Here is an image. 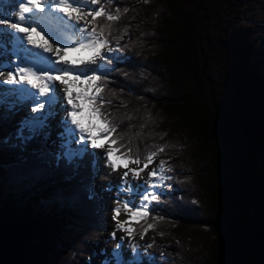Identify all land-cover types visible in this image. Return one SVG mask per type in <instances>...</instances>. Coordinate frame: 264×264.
I'll return each mask as SVG.
<instances>
[{
    "label": "trees",
    "instance_id": "1",
    "mask_svg": "<svg viewBox=\"0 0 264 264\" xmlns=\"http://www.w3.org/2000/svg\"><path fill=\"white\" fill-rule=\"evenodd\" d=\"M100 6L120 9L91 25L122 49L100 82L110 103L97 101L118 126L111 139L173 169L135 224L164 242L126 264H264V0ZM15 125L0 123V138ZM47 147L0 140V264H81L102 231L92 153L75 169Z\"/></svg>",
    "mask_w": 264,
    "mask_h": 264
},
{
    "label": "snow or ice",
    "instance_id": "2",
    "mask_svg": "<svg viewBox=\"0 0 264 264\" xmlns=\"http://www.w3.org/2000/svg\"><path fill=\"white\" fill-rule=\"evenodd\" d=\"M11 2V13L0 10V25L7 26L0 27V123L13 119L22 108L28 111L16 123L10 136L0 140L3 143L15 140L19 146L34 142L46 145L54 131L52 121L63 112L56 125L60 131L57 133L59 151L55 159L59 162L63 158L75 169L81 167L89 145L92 149H105V143L98 141L107 140L109 147L103 153L105 163L110 172L127 169L120 177L121 184L127 187H120V192L129 197L122 202L116 201L112 218L116 220V230L126 233L127 238H132L134 230L129 221L149 216V205L160 200V195L154 190L163 186L154 181L171 179L164 173L173 169L165 168L166 161H160L159 169H153L148 180L133 186L129 174L131 173L132 180H139L144 169H131L129 163L139 164L140 159L138 156L132 159L127 153H120V147L124 145L111 147L117 144V140H109V137L117 131L118 126L107 118L108 114H102L97 106V101L100 105L110 103L102 95L105 85L100 82H107L110 73L115 71L111 64L113 59L118 58L110 57V54L122 49L119 47V39L115 41L117 46H112L110 31L106 34L103 28L98 30V26H93L90 29L88 25H95L96 18L101 16L109 22L116 21L120 19V9L117 8L113 13L104 6L94 7L101 5L102 0ZM114 2L115 0H104V3ZM87 17L92 20H87ZM69 53L76 55L69 58ZM57 82L64 85L62 92L58 91ZM86 111L89 113L86 118L91 121L89 123L82 119ZM101 115L105 117L103 120L99 119ZM163 150L164 146H159L158 151ZM131 151V148L127 150L128 153ZM157 154H147L144 168L153 162V157ZM122 159L124 163H120ZM97 160V154L92 153L90 166L93 175L99 171ZM88 190L95 195L91 186ZM121 206L129 213V221L118 219ZM152 227L149 224L144 233ZM111 238L116 239V231L111 233ZM125 239L122 236L113 250L116 264H126V261L120 259L121 245ZM153 244L154 241L143 247L152 248ZM129 247L135 253L142 246L133 242Z\"/></svg>",
    "mask_w": 264,
    "mask_h": 264
},
{
    "label": "rangeland",
    "instance_id": "3",
    "mask_svg": "<svg viewBox=\"0 0 264 264\" xmlns=\"http://www.w3.org/2000/svg\"><path fill=\"white\" fill-rule=\"evenodd\" d=\"M94 7H97L94 6ZM0 10L4 11L5 13H11L13 11V7H12V2L11 0H9L8 2H6V0H0ZM87 20L91 21V17H87ZM91 23H89L88 26H90ZM0 27H7L6 25H0ZM264 47V46H263ZM111 55V54H110ZM76 91V90H75ZM94 91V90H93ZM27 109L26 108H22V110L13 118L11 119L12 123L16 124L23 116L26 115ZM63 114V112H60L56 122L53 120L54 123V131L52 133L51 139L48 141L47 145H48V149H50V152H55L56 153L59 151L58 145H59V140L57 137V133L60 131V129L58 127H56L60 115ZM86 115H89V113L86 111ZM101 120V118H99ZM2 135L5 134V132L1 133ZM109 144V142L105 143ZM77 146V145H75ZM109 147V145L107 146V148ZM106 148V146H105ZM112 148H114V146H112ZM88 149H91L94 153L97 154L98 156V166H99V171L96 172L95 176H93V183H94V187H93V192L96 193V195L98 196V198L101 199V210L103 211V216L104 218H102L101 220V224L103 225L102 231H100L95 237H93L92 241H90V244L88 246V249L86 250V253L83 255L82 258H80V262L81 264H112L115 263L116 261L114 260L113 255V250L116 248L115 243L120 242V238L126 237V239L123 241L122 245H121V260L122 261H133V260H137L140 261L142 260V258H144L147 254H146V249L143 247L144 245L150 244L152 243L154 239L160 241V242H164L163 238H156V231L149 229L147 231V233L145 234L140 233V234H133L132 238H127V234L122 232V231H117L116 230V220H114L113 217V209L110 207V202L115 201L114 203H116V201L118 200V195L122 194V192L120 191V187H127V185H122L121 181H120V177L122 176L123 172L126 171L127 169L121 168L119 171L117 172H113L112 175L116 176L117 178L115 179L116 182L114 184H112L113 182H108L107 180L112 176L110 175V177H105L106 175V163H105V157L103 155V153L106 151L105 149L101 150H96V149H92L90 147V145L88 146ZM89 151V150H88ZM160 161H162L160 158H153V162L151 164L148 165L147 168H144V165L140 162L139 164H134V163H129V168L131 169H141L143 168L144 170L140 173V179L139 180H132V176L131 173L129 174V180L132 182L133 186L135 184H142L145 180L149 179V173L153 170V169H159V164ZM125 161L122 159L120 161V163H124ZM112 173V172H111ZM119 176H118V175ZM164 175L166 176V173H164ZM118 179V180H117ZM155 183H157L158 185H163V182L159 181V180H155ZM163 186L157 187L154 191L158 192ZM108 195V196H106ZM123 197V196H122ZM128 197L126 193H124V197L122 198L121 202ZM129 198V197H128ZM134 198V197H133ZM117 199V200H116ZM138 202V200H137ZM151 206V204L149 205ZM119 220H123L126 219L129 221V213H127L121 206V213L118 217ZM111 220V221H110ZM138 219H133L131 221H129L130 227L133 229L135 226V221H137ZM113 231H116V239H112L111 238V233ZM107 240L109 243H113L114 245L112 246H107L103 241ZM139 243L142 247L138 250L134 251L129 247L130 243ZM125 245V247H124ZM125 248V251L123 252L122 249ZM136 253H138V256L136 255Z\"/></svg>",
    "mask_w": 264,
    "mask_h": 264
},
{
    "label": "bare ground",
    "instance_id": "4",
    "mask_svg": "<svg viewBox=\"0 0 264 264\" xmlns=\"http://www.w3.org/2000/svg\"><path fill=\"white\" fill-rule=\"evenodd\" d=\"M9 0H6V2H8ZM89 28H90V26H88ZM74 55H76V54H74V53H69V58H72ZM57 84H58V91H61L62 92V89H63V87H64V85H59V82H57ZM74 95H75V90H74ZM28 111V110H27ZM26 114H27V112H26ZM64 114V113H63ZM63 114H61L60 116H62ZM89 115H86V112L84 113V116L82 117V119H85V122L86 123H89V122H91L90 120H88V119H86L87 117H88ZM58 117V116H57ZM57 117H56V119L54 120L55 122H56V120H57ZM52 126H53V128H54V123H53V121H52ZM98 142H101V141H98ZM103 142V141H102ZM103 143H107V142H103ZM109 144H106L105 146H106V148H105V150H107L108 148H107V146H108ZM113 145H111V147H112ZM96 150H99V149H96ZM101 150H103V149H101ZM88 152H91V153H94L93 151H91V149H89V151ZM107 170V172H106V176L105 177H110V175H112L113 174V172L111 173L110 171H109V169H108V166H106L105 167ZM118 175V174H117ZM119 176V175H118ZM117 177L116 176H114V175H112L107 181L108 182H113L112 184H114L115 182H116V179ZM118 180V179H117ZM120 189V188H119ZM120 192V191H119ZM106 196H108V195H106ZM124 197V193L122 192V194L120 195H118V200H122V198ZM125 199H128V197H126ZM133 199H136L135 197L133 198ZM117 200V199H116ZM115 201H112V202H110V207L111 208H114V207H116L117 205H116V203H114ZM111 221V220H110ZM122 221H128V220H126V219H123ZM107 246H112V245H114L113 243H109L107 240H104L103 241ZM117 243H115V245H116ZM114 245V246H115ZM124 247H125V245H124ZM122 251L124 252L125 251V248L124 249H122ZM113 256V255H112Z\"/></svg>",
    "mask_w": 264,
    "mask_h": 264
}]
</instances>
